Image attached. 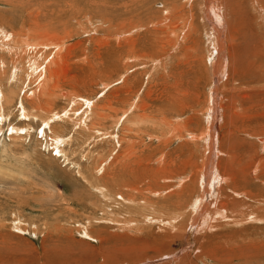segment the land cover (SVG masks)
<instances>
[{"label": "rangeland", "instance_id": "obj_1", "mask_svg": "<svg viewBox=\"0 0 264 264\" xmlns=\"http://www.w3.org/2000/svg\"><path fill=\"white\" fill-rule=\"evenodd\" d=\"M210 1L0 0V264H264V0Z\"/></svg>", "mask_w": 264, "mask_h": 264}, {"label": "bare ground", "instance_id": "obj_2", "mask_svg": "<svg viewBox=\"0 0 264 264\" xmlns=\"http://www.w3.org/2000/svg\"><path fill=\"white\" fill-rule=\"evenodd\" d=\"M205 2L207 3L208 1L205 0ZM214 2H215V1H210V0H209L208 4L205 5V6H207V5H210V6H211V5H212V6H211V9H212L213 15L217 14V12H218V8H215V5L213 4ZM215 3H216V2H215ZM216 5H217V4H216ZM210 6H207V7L210 8ZM218 7H219V6H218ZM215 9H216V10H215ZM212 19H213V21L219 22L220 17H218V16H213ZM209 33H210V32H209ZM212 34H213V32L211 33V35H212ZM209 35H210V34H209ZM50 36H51V35H50ZM50 36H47V37L49 38ZM212 36H213V35H212ZM55 37H56V36H55ZM50 38H51V37H50ZM50 38H49V40H50ZM52 39H53V37H52ZM52 39H51V40H52ZM55 39H56V38H55ZM209 39L211 40L212 43L215 42V47L212 46V51L210 52V56H212V57L209 56L211 59H213V58H214L213 54H215L214 51L216 52V45L219 44V43H218L219 41H218V38H216V39L213 41V39H212L211 36L209 37ZM231 39H232V38H231ZM59 40H60V39H59ZM60 41H61V40H60ZM231 41H232V40H231ZM232 42H233V41H232ZM233 43H234V42H233ZM53 44H54V43H53ZM58 44H59V43H58ZM211 45H213V44H211ZM213 47H214V49H213ZM56 48H57V47H56ZM246 53H247V52H246ZM110 54H111V53H110ZM209 57H208V58H209ZM231 58L234 59V56L231 55ZM239 58H241V56H240ZM232 59H231V60H232ZM208 60H209V59H208ZM214 61H215V62L212 64L213 71L218 72L217 69H218V70H221V69L223 70V68L225 67V66H224V61L222 62V64H219L220 68H219L218 65H217V67H216V64H215V63L218 61V57H217V56H215ZM235 61H236V60H235ZM235 61H232V62H231V64H232V72H231V70H230V72H231V74H230V75H231V76H230V80L234 79V76H235L236 74H238V77H240V79H242V80L247 79V78H253V74H252V76H250V75L247 76L246 74H244V72H245V71H244L245 68L242 67L243 69H240V67H237V64H238V63L235 64ZM102 63H103V62H102ZM251 64H252V63H251ZM253 64H254V63H253ZM226 65H227V64H226ZM230 66H231V65H230ZM247 66H248V65H247ZM250 68H251V67H250ZM230 72H229V73H230ZM222 73H223V72H222ZM222 73H221V74H222ZM243 74H244V77H247V78H242V75H243ZM43 75H44V74H43ZM215 75H216V74H215ZM213 77H214V76H213ZM216 79H217V78L214 77V81H215V82H217ZM253 79H254V78H253ZM234 80H235V79H234ZM254 80H255V79H254ZM258 80H259V79H258ZM35 82H36V81H35ZM233 83L235 84V82H233ZM233 83H232V84H233ZM47 85H48V82H47V84H43V83H42V85H39V87H37V88H40V86H42L43 90H46V89L48 90L49 88L47 87ZM54 85H55V83H54ZM52 86H53V85H52ZM52 86H51V87H52ZM57 86H58V85H57ZM105 86H106V85H105ZM49 87H50V86H49ZM249 88H250V87H249ZM214 89H215V88H214ZM214 89L212 90V93H210V95H209V99H208V101H207V102H208V108H207L208 113H207V118H208V116H211V117H212V110L214 109V107L212 108V106H214L215 103H216V101H217L216 96H218V95H217V92L214 91ZM243 89H244V88H243ZM245 89H246V88H245ZM245 89H244V90H245ZM43 90H42V91H43ZM215 90H216V89H215ZM232 90H233V88H231V91H232ZM241 90H242V89H241ZM48 91H49V90H48ZM51 91H52V90H51ZM32 93H34V92H32ZM44 93H45V94H48V92H44ZM214 93H215V94H214ZM73 95H74V94H73ZM76 96H79V95H76ZM229 97H230V96H229ZM231 97H232V96H231ZM234 97H235V96H234ZM238 97H239V95H238ZM238 97L236 96L235 98H238ZM232 98H233V97H232ZM232 98H231L230 100H234V101H232V102H235V103H236V101L238 102V100H239V99H235V98L232 99ZM0 99H1V97H0ZM228 99H229V98H228ZM85 100H86V99H85ZM235 100H236V101H235ZM87 101H88V100H87ZM86 103H87V102H86ZM89 103H90V102H89ZM41 106H42V105H41ZM38 107H40V106H38ZM132 107H133V106H130V109H129V110H128V109H127V110H126V109H123V110L121 111V113H122L121 115H122V116L128 115V113H129V111L132 109ZM40 108H41V107H40ZM215 108H216V106H215ZM38 111H39V110H38ZM41 111H43V109H42ZM1 113H2V111H1ZM239 113H240V112H238V114H237V113H236V114L239 116ZM1 115H2V114H1ZM94 115H95V114H94ZM116 115H117V114H116ZM241 115H242V112H241ZM2 116H3V115H2ZM99 116H101V115H99ZM2 118H3V117H1L0 119H2ZM221 119H222V118H221ZM45 120H46V118H45ZM208 121H209V118H208ZM47 123H48V122H47ZM44 124H45V123H44ZM44 124H43V125H44ZM48 124H49V123H48ZM14 128H15V127H14ZM16 129H17V128H16ZM213 130H214V129H213ZM207 133H208V132H207ZM207 133H206V134H207ZM215 133H217V131H216ZM206 134H205V135H206ZM210 136H212V135H210ZM217 136H218V135H217ZM55 137H56V136H55ZM205 137H206V136H205ZM57 138H58V137H57ZM212 138H213V137H212ZM59 140H60V139H59ZM228 141H229V140H228ZM209 142H211V141H209ZM129 143H131V142H129ZM132 143H133V142H132ZM213 148H214V147H213ZM130 154H131V153H130ZM161 159H162V158H161ZM137 160H138V159H137ZM141 160H142V159H141ZM167 160H168V159H167ZM140 162H141V161H140ZM164 163H165V162H164ZM168 163H169V162H167V165H168ZM205 163H206V162H205ZM258 163H259V162H258ZM210 164H211V163L208 162V163H206L205 166H207V167L210 168V166H211ZM165 165H166V164H165ZM167 165H166V166H167ZM163 166H164V164H163ZM168 166H170V165H168ZM161 168H162V166H161ZM164 168H165V166H164ZM159 169H160V167H159ZM162 169H163V168H162ZM162 169H160V170L163 171ZM171 169H172V168H171ZM207 170H209V169L207 168ZM212 170H213V169H212ZM168 171H169V170H168ZM256 171H257V170H256ZM166 172H167V171H166ZM170 172H171V171H170ZM174 173H175V172H174ZM174 173H173V174H174ZM165 174H166V173H165ZM142 175H143V174H142ZM173 176H174V175H173ZM209 177H210V176H209ZM217 177H218V176H217ZM169 178H170V176H169ZM182 178H183V177H182ZM195 178H196V177H194V175H193V179H192V181L190 180L192 184H193V181L195 180ZM210 178H211V177H210ZM234 178H235V177H234ZM208 179H209V178H208ZM211 179H212V178H211ZM216 179H217V178H216ZM227 179H228V178H227ZM139 181H141V180H139ZM137 182H138V181H137ZM208 182H209V180H208ZM214 182H215L214 179L210 180V182L208 183V184L210 185V186H209L210 188L212 187V185H213ZM129 183H130V182H129ZM181 184H183V183H181ZM192 184H191V185H192ZM200 184H202V186L207 185L206 183H205V185H203L202 181L200 182ZM169 186H170V185H169ZM182 186H183V185H182ZM136 187H137V186H136ZM209 187H208V188H209ZM219 190H220V189H219ZM213 191H214V190H213ZM133 192H134V191H133ZM116 194H118V193H116ZM191 194H192V193H191ZM172 195H173V194H172ZM188 195H189V194H188ZM183 203H184V202H183ZM215 204H216V203H215ZM216 205H217V204H216ZM227 205H228V204H227ZM218 206H219V205H218Z\"/></svg>", "mask_w": 264, "mask_h": 264}]
</instances>
